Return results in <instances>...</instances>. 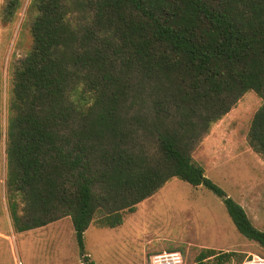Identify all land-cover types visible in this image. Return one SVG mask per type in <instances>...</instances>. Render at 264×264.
Here are the masks:
<instances>
[{
  "label": "trees",
  "instance_id": "1",
  "mask_svg": "<svg viewBox=\"0 0 264 264\" xmlns=\"http://www.w3.org/2000/svg\"><path fill=\"white\" fill-rule=\"evenodd\" d=\"M21 6L10 0L7 19ZM32 48L15 67L6 130L13 229L70 218L84 236L178 178L219 197L237 231H264L193 153L248 92L262 99L248 144L264 156V0H31ZM204 249L192 264H232Z\"/></svg>",
  "mask_w": 264,
  "mask_h": 264
},
{
  "label": "rangeland",
  "instance_id": "2",
  "mask_svg": "<svg viewBox=\"0 0 264 264\" xmlns=\"http://www.w3.org/2000/svg\"><path fill=\"white\" fill-rule=\"evenodd\" d=\"M8 1L0 0V226L7 229L12 225L5 153L12 77L32 48L34 18L29 11L31 0H21L20 8L7 19ZM261 106L256 93H246L212 126L193 160L264 231V156L248 144L251 123ZM14 235L18 264H82L70 218L28 232L14 230ZM84 242L85 253L95 264H149L151 255L169 250L180 251L184 264H192L204 249L238 253L232 264L264 260V250L237 231L219 197L178 178L126 214L122 225L107 228L93 223Z\"/></svg>",
  "mask_w": 264,
  "mask_h": 264
},
{
  "label": "crops",
  "instance_id": "3",
  "mask_svg": "<svg viewBox=\"0 0 264 264\" xmlns=\"http://www.w3.org/2000/svg\"><path fill=\"white\" fill-rule=\"evenodd\" d=\"M0 264H18L12 225L9 229L0 226Z\"/></svg>",
  "mask_w": 264,
  "mask_h": 264
},
{
  "label": "built area",
  "instance_id": "4",
  "mask_svg": "<svg viewBox=\"0 0 264 264\" xmlns=\"http://www.w3.org/2000/svg\"><path fill=\"white\" fill-rule=\"evenodd\" d=\"M149 264H184L180 251L169 250L158 252L149 257ZM243 264H264L261 258L246 260Z\"/></svg>",
  "mask_w": 264,
  "mask_h": 264
}]
</instances>
